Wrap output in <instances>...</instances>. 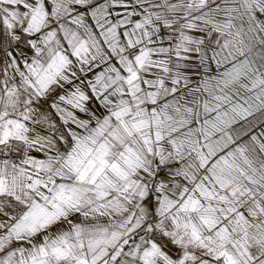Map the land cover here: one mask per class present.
Returning <instances> with one entry per match:
<instances>
[{
    "label": "snow or ice",
    "instance_id": "obj_1",
    "mask_svg": "<svg viewBox=\"0 0 264 264\" xmlns=\"http://www.w3.org/2000/svg\"><path fill=\"white\" fill-rule=\"evenodd\" d=\"M0 264H264V0H0Z\"/></svg>",
    "mask_w": 264,
    "mask_h": 264
}]
</instances>
